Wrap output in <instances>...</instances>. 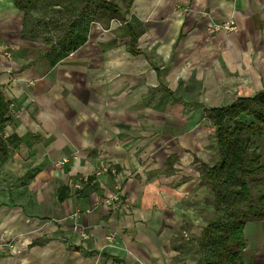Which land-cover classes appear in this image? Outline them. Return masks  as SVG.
Listing matches in <instances>:
<instances>
[{
    "label": "crops",
    "instance_id": "1",
    "mask_svg": "<svg viewBox=\"0 0 264 264\" xmlns=\"http://www.w3.org/2000/svg\"><path fill=\"white\" fill-rule=\"evenodd\" d=\"M112 1L129 27L91 26L83 46L46 68L22 37L24 14L0 0L4 137L17 144L0 164V264H187L184 233L199 224L187 200L208 162L190 153L187 133L159 138L141 120L158 118L150 104L189 81L235 95L203 107L204 119L264 89V0ZM232 18L236 32L214 29ZM115 194L121 205L103 204ZM245 238L252 264H264V221L248 223Z\"/></svg>",
    "mask_w": 264,
    "mask_h": 264
},
{
    "label": "trees",
    "instance_id": "2",
    "mask_svg": "<svg viewBox=\"0 0 264 264\" xmlns=\"http://www.w3.org/2000/svg\"><path fill=\"white\" fill-rule=\"evenodd\" d=\"M130 8L132 0H128ZM25 16L22 37L43 41L39 55L55 66L87 42L89 29L113 21L129 27L125 12L107 0H14ZM134 39V38H133ZM134 41V40H133ZM11 102L0 86V164L16 148L15 137H4L10 122ZM205 118L214 127L217 158L202 163L201 183L211 189L214 214L199 237L196 264H248L245 228L264 221V89L240 97L227 106L208 108ZM168 163L174 165V159Z\"/></svg>",
    "mask_w": 264,
    "mask_h": 264
},
{
    "label": "rangeland",
    "instance_id": "3",
    "mask_svg": "<svg viewBox=\"0 0 264 264\" xmlns=\"http://www.w3.org/2000/svg\"><path fill=\"white\" fill-rule=\"evenodd\" d=\"M113 23H115L114 26H122L119 22ZM92 26L95 27L96 24ZM30 42L34 45L32 46L33 57L34 55L36 56L48 49L45 43L41 40ZM45 61L46 68H49V64L46 59ZM52 77L53 76H50V78ZM174 88L176 95L175 98L170 99L164 94H159L157 96V100L150 104L153 106L152 111L158 118H154L152 120L149 118H142L140 127L143 131L150 130V132L154 134L159 132V138L162 137L161 133H166L170 129L174 130V134H177V136L187 133L190 138V153L197 154L200 159H205L206 162L212 165L217 158L214 128L207 119H204L202 108L226 105L228 103L227 100L222 101V99H230L235 95L228 97L223 93V91L216 89L209 94V88L207 89L204 86H200L197 82L193 81H189ZM210 97L214 99L216 98L217 100H214L213 102L207 101ZM164 114L167 115L163 116ZM173 142H175V139ZM164 145L165 143L161 146L159 145L158 149L164 150V148H162ZM197 166H199V164H194L192 168L195 169ZM202 190L204 191L203 195H201ZM211 192L212 191L209 186H203L200 182L199 193L191 194L187 200L188 207L192 209L199 218V224L196 225V227H190V229L184 233V244L186 245L187 253L190 254L188 259L190 261L187 264H193V262L199 260L200 255L198 246L199 237L202 231L201 229L208 225V221L214 214V208L210 204V198H212ZM249 257L250 256H246L248 264L250 263ZM136 261L139 264H143V262L137 257Z\"/></svg>",
    "mask_w": 264,
    "mask_h": 264
},
{
    "label": "built area",
    "instance_id": "4",
    "mask_svg": "<svg viewBox=\"0 0 264 264\" xmlns=\"http://www.w3.org/2000/svg\"><path fill=\"white\" fill-rule=\"evenodd\" d=\"M239 1V0H234ZM214 29L216 31H225V32H236L238 30V26L236 24V21L234 20V18L228 20L225 23H221V24H215L214 25ZM8 56H11V53L9 52ZM66 160L62 161L61 164L65 163ZM108 170V167H102L100 170H98V172L96 173L97 176L101 175L103 172H106ZM123 202V198L119 195V194H115L114 196L110 197V198H106L103 200V204L108 206V207H116L121 205ZM78 216V214L76 215ZM89 237L87 234H83V239L87 240ZM107 241L109 243H113L114 242V237L113 236H107Z\"/></svg>",
    "mask_w": 264,
    "mask_h": 264
}]
</instances>
